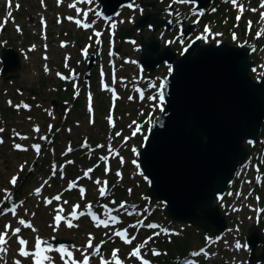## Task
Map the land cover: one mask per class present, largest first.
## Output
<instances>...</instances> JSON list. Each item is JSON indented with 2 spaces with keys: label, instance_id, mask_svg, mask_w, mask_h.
Instances as JSON below:
<instances>
[{
  "label": "rangeland",
  "instance_id": "1",
  "mask_svg": "<svg viewBox=\"0 0 264 264\" xmlns=\"http://www.w3.org/2000/svg\"><path fill=\"white\" fill-rule=\"evenodd\" d=\"M69 1L0 0V56L2 48L13 46L19 50L23 58V67L18 72L19 76L11 74L14 72L6 75L0 72V128L3 129L0 132V140L3 141L0 143V212L10 208V205L15 202L20 204L16 209V215L11 212L0 215V233L5 231V225H11L6 237L8 243L5 245L8 251L0 253V264H14L16 260H20L21 264H34L33 257L19 255L20 245L17 236L12 235V230L17 227L21 229L18 236L29 242L28 251L30 252L36 251L37 236L41 239L43 237H65L75 241V245H68V249L72 252L73 259L81 264L85 254L89 257V264H101V257L114 264L112 255L114 250H119L117 257L122 264H143L144 261H148V264H174L173 261H167L164 256V261L158 260L159 257L154 256V253H159L160 249L164 251V248L172 250L173 247L168 244L172 243L175 237H178L181 244L187 238L192 240V248L204 244L208 237L197 225L171 222L172 220L168 219L165 205L156 199L152 202L153 204H150L147 196L148 180L139 169L140 149L147 138L148 130L161 112L157 106L159 89L163 79L170 72V66L162 64L152 72L140 67L138 45L141 34L148 38L153 32L148 26L143 31L135 29V41L118 39V44H123L120 51L116 53L119 62L116 85L120 92L116 104H112L107 97V92L100 88L98 77L89 85L85 82L83 89L82 83L78 87L79 90L82 89L81 91L77 87L69 89L70 82L61 83L62 80L57 73L65 70L70 77L75 72L80 74L85 61L82 53L86 48L84 47L87 43L86 39L91 41L92 50H95L96 44L99 43L95 42V37L91 38L90 35L85 36L84 40H78L83 30L73 22V19H68L74 14L77 15L76 9L68 7ZM170 2L175 3V12L170 14L174 18L165 12L161 13V17L172 19L173 26L180 25L188 16H190V22L186 20L189 22L188 25L194 22L196 17L193 3L157 0V4L161 6H169ZM222 2L223 4L218 2L219 6L207 16L204 15L200 29L193 31L184 44L179 42L178 26L167 33L163 29H158L157 36L162 35L163 37L162 47L169 40L173 42L177 52H181L194 36L199 37V35L203 37L204 42L222 40L233 44L247 42L256 47L251 54V58L255 60V67L251 69V74L255 79L264 76V15H262L264 7H261L264 5V0H236L235 3L233 0H225ZM128 8L125 11L123 9L109 24L104 22L103 26H110V30L117 26L118 28L124 25L132 26V22L142 12L151 9L149 7L143 9L139 2L136 7ZM156 9L161 10V7L158 6ZM176 12L180 14L177 17H175ZM43 20L46 23H42ZM113 23L116 25L115 28L111 27ZM3 27L5 30L2 33ZM45 29H48L47 34L44 32ZM102 42L107 49V39H102ZM62 43L66 46L62 47ZM107 61L105 54L102 64H108ZM2 64L0 60V71ZM7 75L10 76L5 79ZM41 90L43 92L39 93ZM79 93L84 105L70 106L67 109L69 106L60 104V112L62 111L64 118L68 110L71 112L68 113V120L60 123L61 128L55 140L51 124L54 121L56 124L59 117H57L56 105L52 103V99L62 101L66 97L73 103ZM141 93H143V98H141ZM153 96L157 99H150ZM89 97L94 101L96 112L94 119L93 116H89V109L86 107L87 102L90 103ZM25 104L29 107L25 108ZM60 105L58 104V107ZM91 105L93 106V102ZM139 125L142 128L137 132ZM37 127L40 129L39 132L35 131ZM43 134L49 135L45 141L41 139ZM17 144L27 150L17 149L15 147ZM249 144L256 167V178L250 176L247 179L246 182L249 185L244 198L251 196V184L254 186L257 180L259 200L257 203L253 200L254 207H248L243 212L237 211L228 216L233 230L226 232L221 238L209 241V249L212 251L209 250L206 257H202L201 264H264L255 261L251 263L252 248L247 244L246 239L248 228L264 220V125L259 139ZM34 145H40L41 152L37 153ZM98 145L103 147H97ZM42 146H45L44 150L47 151V155L42 153ZM50 147H56L57 151L52 152ZM69 147L72 151H68ZM57 154L63 157L66 163L75 162V164L69 166L68 177L66 175L62 177L59 174L56 181H50L46 177L49 176L50 167L53 166L51 160ZM102 157H107V159H101ZM84 169H92V171L88 176H84ZM13 177L17 178L15 185L11 183ZM80 177L81 180H79ZM72 180L77 181H74L75 187L69 189L68 182ZM97 180L101 183L97 184L95 182ZM104 182L107 184L105 185ZM242 184L244 182H240L239 186ZM42 186L41 193L37 195L36 188ZM101 187H106L107 195H100ZM81 189L85 190L83 196ZM238 189H235L231 199L232 208L237 206L235 194ZM9 195L10 200L6 199ZM57 195L61 196L59 201L54 199ZM47 200L52 202L46 203ZM65 201L67 203H64ZM113 201H115L114 204ZM121 203H124V208L119 207ZM148 203L149 209L145 207ZM88 204L92 205L91 211L101 219H107V210L103 207L104 205L111 209H118L112 212V215L117 216L120 222L110 223L105 228L96 227L91 216L87 214L78 220L71 218L73 206L79 205L77 212L87 213ZM60 207L63 208L61 215L78 227L69 228L62 220L56 228L54 217L57 215L56 209ZM221 207L223 208L222 204ZM152 211L155 215L148 218ZM20 219L30 222L35 231L21 225ZM151 219L158 227L147 226L153 225L149 223ZM142 223L146 224L141 225ZM167 226L176 229L173 236L165 235L163 228ZM240 226L239 231L237 227ZM124 230H127L129 239L134 237L131 244L125 243L123 237L114 235L116 231ZM90 234L93 238V247L87 248ZM99 243L103 244L101 255H92ZM237 243L241 245L240 248L236 247ZM137 247H140V256H132L131 253ZM262 249L260 245L257 252L261 253ZM46 255L52 258L53 264H65V260H68L67 256L62 258V254L58 251L48 252ZM190 257L198 256L191 254ZM44 264H49V262L45 261Z\"/></svg>",
  "mask_w": 264,
  "mask_h": 264
},
{
  "label": "water",
  "instance_id": "2",
  "mask_svg": "<svg viewBox=\"0 0 264 264\" xmlns=\"http://www.w3.org/2000/svg\"><path fill=\"white\" fill-rule=\"evenodd\" d=\"M109 19L136 0H97ZM156 0H142V6L156 9ZM200 11L212 0H189ZM161 10H147L132 26L119 32V38L132 39L135 29L149 24L153 32L140 38L139 63L154 71L162 63L171 66L165 77V106L153 122L139 153V166L150 181L148 196L164 202L170 218L197 225L205 233L218 236L227 220L216 199H222L235 174L251 153L248 143L259 139L264 123V76L251 74L254 46L202 41L197 37L178 54L168 42L162 47L158 29H172V19L161 17ZM188 19L186 17L182 22ZM194 24L182 31L184 39ZM121 49V45L118 50ZM101 49L92 53L86 78ZM2 75L22 68L19 50L2 49ZM57 105V101L53 100ZM47 246L72 244L70 239L45 237ZM247 243L250 261L264 263V231L258 223L249 228ZM262 246L261 253L257 248ZM101 248V244L99 245ZM93 255H95L93 253Z\"/></svg>",
  "mask_w": 264,
  "mask_h": 264
},
{
  "label": "snow or ice",
  "instance_id": "3",
  "mask_svg": "<svg viewBox=\"0 0 264 264\" xmlns=\"http://www.w3.org/2000/svg\"><path fill=\"white\" fill-rule=\"evenodd\" d=\"M88 2L91 3V0H88ZM177 2H180V3H187V2H189V0H177ZM235 2H236V0H233V3H235ZM9 6H11V5L9 4ZM70 6H71V7H75V5H70ZM17 7H19V6H17ZM128 7L131 8V7H133V5H132V4H129ZM261 7H264V5H261ZM78 11H79V10H78ZM141 11H142V10H141ZM241 11H243V8H242V7H241ZM87 15H88V13L85 12V13H84V16L87 17ZM97 15H100V13H97ZM262 15H264V14H262ZM68 19L71 20V19H73V18H72V17H68ZM75 22L77 23V25H81V21H80V20H76ZM42 23H43V21H42ZM82 26H83L84 28H88V27H90L89 24H83ZM115 26H116L115 23H113V24L111 25V27H113V28H115ZM206 31H207V29H206ZM95 35H96L97 37H99L101 34H100L99 32H96ZM61 46L64 47V46H66V44H65V43H62ZM83 54H84L85 56L88 55L87 48H85V49L83 50ZM45 59H47V57H45ZM65 59H66V61H67L68 58L66 57ZM65 66H67V64H66ZM45 70L47 71V68H46ZM57 75H58L61 79H68V77L63 76V75L60 74V73H57ZM75 75H76L75 73H72V77H73V78H75ZM107 87H108V86L105 85V88H107ZM141 98H143V93H141ZM129 99H132V97H129ZM150 99L155 100V99H157V97L153 96V97H150ZM89 100L91 101V97H89ZM158 100H159V104H158L157 106L160 108V111L163 112V111H164L163 104H164V102H165V85H164V84H161V85H160ZM17 107H19V106H17ZM24 107H25V108H28L29 106L25 104ZM90 109H91V104H90ZM2 131H3V129L0 128V132H2ZM35 131L39 132L40 129L37 127V128L35 129ZM136 131H137V132L140 131V128L137 127ZM117 135H120V134L117 133ZM134 135H135V132H134ZM24 138L26 139V137H24ZM41 139H45V140H46L47 137H41ZM0 143H3V141L0 140ZM85 146H87V145H85ZM15 147H16L17 149H21V150H25V151L27 150V149H23L22 146L19 145V144L15 145ZM33 147L35 148V150H36L37 153L40 152V145H34ZM97 147H103V146H102V145H98ZM68 151H72L71 147H69ZM133 151H135V149H133ZM137 155H138V153H137ZM101 159L106 160L107 157H102ZM69 163H71V162H69ZM107 170H108V169L106 168V171H107ZM91 171H92V169L87 170V172H85V176H88V174H89ZM53 174H55V170H54V173H53ZM141 174H142V173H141ZM118 175H119V173H118ZM89 178H91V177H89ZM145 179L147 180L148 178L145 177ZM95 182H96L97 184H100V183H101L99 180H97V181H95ZM11 183H12L13 185H15V184L17 183V178H16V177H13L12 180H11ZM104 183H105V185L107 184V182H104ZM149 183H150V181H149ZM69 187H70V188H71V187H75V183H74V182L71 183V184L69 185ZM80 191H81V195L83 196L85 190H84V189H81ZM99 191H100V195H101V196H105V195L108 194V193H107V189H106V187H101V188L99 189ZM36 193H37V195H39V193H40V189H37V190H36ZM6 199H9V200H10V199H11V196L9 195L8 197H6ZM54 199L57 200V201H59V200L61 199V196H60V195H57L56 197H54ZM51 202H52L51 200H47V201H46V203H49V204H50ZM64 203H67V201H65ZM112 203L114 204L115 201H113ZM17 207H18V205H13L11 208L5 209L3 212H0V215H4V214H6L7 212H11L13 215H16V208H17ZM79 207H80L79 205H75V206H73V211H72V213L70 214L72 219L78 220L81 216H84V215L87 214V215H90V216H91V218L93 219V221H94L95 224H96V227H101V226H103V227H105V228H107V227L109 226L110 223H119V222H120V221H119V218H118L117 216L112 215V212H114V211H118V209H108V206H107V205H104L103 207L107 210V219H101L98 215H96L95 213H93V212L91 211V209H92V205H91V204H88V205L86 206L87 209H88V212H87V213H85V212H79V213H77V209H79ZM119 207H120V208H124V207H125L124 203H121ZM56 212H57V215L54 217V222H55L56 228L59 227L60 222H61L62 220L65 221V223L67 224V227H69V228H72V227H78V225L73 224V223L71 222V220H69V219H67V218H65V217H63V216L61 215V213L63 212V208H62V207L56 209ZM129 214L131 215L132 213H129ZM33 215H34V214H33ZM19 223H20L21 225H23V226H25V227H27V228H31V229H33V231H35L33 225H32L30 222H26L24 219H20V220H19ZM147 226H148V227H152V228L158 227L157 225H154V224H153V225H147ZM133 227H135V226H133ZM10 228H11V225H5V231H4L3 233H0V253H7V251H8L7 248L5 247V245L8 243L6 237L8 236V230H9ZM54 230H55V229H54ZM20 232H21V229H20L19 227H17V228H15L14 230H12V235L17 236L18 244L20 245V247H19V255H20L21 257H33V258H34V264H44L45 261H48L49 264H53V262H52V258H51L50 256L46 255V253H48V252H52V251H58V252H60V253L62 254V258H63L64 256H67V257H68V260H65V264H69V260H71V264H81V262L76 261L75 259H73V254H72L71 251H69V249H68L67 246L61 245L60 247L55 248V249H54L51 245H48L47 247H44V245H47V241L41 239L39 236H37L36 241H35V249H36V251H35V252H30V251H28V243H29V242H28L27 240H25V239H23V238H21V237L18 236V234H19ZM114 235H116V236H118V237H123L125 243H129V244H131V243H132V239H134V237L131 238V239L128 238L127 230H124V231H116V232L114 233ZM92 239H93V238L91 237V234H90V235H89V241H88V244H87V248H92V247H93ZM145 243H147V241H146ZM236 247H237V248H240L241 245H240L239 243H237ZM118 251H119V250H114L113 253H112L113 258H114V264H122V262L120 261V259L117 257V253H118ZM201 251H203V250H201ZM94 254H95V255H101V248H100V246L97 245V246L95 247ZM154 254L159 255V253H154ZM131 255H132V256H137V257H139V256H140V247H137V248L131 253ZM193 255H194V256H199L200 253H193ZM205 255H207V253H205ZM14 264H21V261H20V260H16V261L14 262ZM82 264H89V257H88L87 254H85V256H84V260H83ZM101 264H113V262H112V261H105V260H103V258L101 257ZM143 264H148V261H144ZM188 264H191V262H188Z\"/></svg>",
  "mask_w": 264,
  "mask_h": 264
},
{
  "label": "trees",
  "instance_id": "4",
  "mask_svg": "<svg viewBox=\"0 0 264 264\" xmlns=\"http://www.w3.org/2000/svg\"><path fill=\"white\" fill-rule=\"evenodd\" d=\"M30 37H31V34L29 35ZM174 48V47H173ZM175 49V48H174ZM63 83H65V82H63ZM69 89H74V87L72 86V84H70V87H69ZM41 92H43L42 90H41ZM60 102L62 103V105L63 104H67V105H65V106H75V105H77L78 107L79 106H81V105H84L83 104V99L81 98V96H77L76 97V99L74 100V102L73 103H71L70 102V100H69V98H66V97H64L63 99H62V101L60 100ZM81 108V107H80ZM85 110V109H84ZM84 110H82V112L84 111ZM77 113H79V112H77ZM80 113H81V111H80ZM69 115V114H68ZM58 119H57V121H58V123L60 124V122L62 121H65L66 119L63 117V114H59L58 115ZM67 120H68V116H67ZM58 127V124H57V122H56V124H55V128H57ZM249 146H250V144H249ZM251 147V146H250ZM166 213H167V211H166ZM261 229H263V231H264V220L263 221H261ZM169 246H171V247H173V249L171 250L170 249V251H168L169 252V255H166L165 253H163L159 258H158V260H160V261H164L163 259V256L167 259V261H173L174 262V259H175V256H177L178 254H186V253H188V251H189V249H191L192 248V245H193V241L192 240H190V239H185V241L181 244L179 241H178V237H175V239H174V241L172 242V243H169L168 244ZM166 247H167V245H166ZM167 249V248H166Z\"/></svg>",
  "mask_w": 264,
  "mask_h": 264
},
{
  "label": "flooded vegetation",
  "instance_id": "5",
  "mask_svg": "<svg viewBox=\"0 0 264 264\" xmlns=\"http://www.w3.org/2000/svg\"><path fill=\"white\" fill-rule=\"evenodd\" d=\"M219 2V0H215V6L217 5V3ZM171 3H173V2H171ZM158 4H159V2H158ZM175 5V4H174ZM159 7H161V8H167L168 7V5H163V6H161V5H159ZM175 12V6H174V8H173V13ZM209 12V10L208 11H206V12H203V13H194V16L196 17V18H199V20H194V23H195V26H194V31H197L198 29H200V22H201V20L203 19V15H206L207 13ZM179 12H176V15H175V17H177V16H179L180 14H178ZM171 16V15H170ZM172 17V16H171ZM172 18H174V17H172ZM190 22V21H189ZM5 30V29H4ZM12 75H17V76H19V73H16V72H14V73H11ZM8 76H10V75H7V76H5V79L8 77ZM21 90H24V89H21ZM31 91H33V92H36V91H34V90H31ZM39 93H42V92H39ZM60 105V104H59ZM60 110H61V105H60V107H58V108H56V113H57V111L61 114V112H60ZM58 114V113H57ZM73 241V243H74V245H75V241L74 240H72Z\"/></svg>",
  "mask_w": 264,
  "mask_h": 264
}]
</instances>
